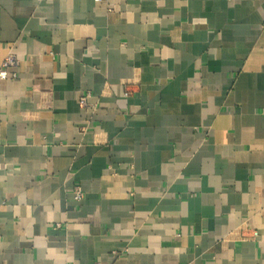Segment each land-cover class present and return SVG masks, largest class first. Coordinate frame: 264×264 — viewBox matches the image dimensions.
I'll return each instance as SVG.
<instances>
[{
    "label": "crops",
    "instance_id": "crops-1",
    "mask_svg": "<svg viewBox=\"0 0 264 264\" xmlns=\"http://www.w3.org/2000/svg\"><path fill=\"white\" fill-rule=\"evenodd\" d=\"M8 56L0 264H264V0H0Z\"/></svg>",
    "mask_w": 264,
    "mask_h": 264
},
{
    "label": "built area",
    "instance_id": "built-area-1",
    "mask_svg": "<svg viewBox=\"0 0 264 264\" xmlns=\"http://www.w3.org/2000/svg\"><path fill=\"white\" fill-rule=\"evenodd\" d=\"M94 1H99V0H94ZM16 64V60L12 56H8L4 62L0 65V79H15L16 75L14 73L9 74L7 72V69L9 67H14ZM90 94L87 93L84 96H82L79 100V104L82 108H87L90 105L87 103V100L89 99ZM82 197L81 191L79 188L74 189V200L79 201Z\"/></svg>",
    "mask_w": 264,
    "mask_h": 264
}]
</instances>
